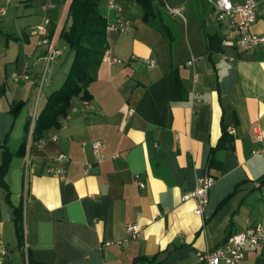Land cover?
Wrapping results in <instances>:
<instances>
[{
  "label": "crops",
  "instance_id": "0c3cea01",
  "mask_svg": "<svg viewBox=\"0 0 264 264\" xmlns=\"http://www.w3.org/2000/svg\"><path fill=\"white\" fill-rule=\"evenodd\" d=\"M42 1L0 0L1 264H201L198 251L264 224V44L224 45L225 24L205 0H166L185 19L163 0H152L149 19L137 2L116 0L128 31L110 26L114 11L100 0L108 50L122 61L101 59L88 96H73L61 124L45 129L37 145L32 118L73 57L68 50L60 62L59 38L67 43L58 35L66 8L59 0H48L56 28L49 24L47 41L38 42ZM250 30L264 34V0ZM52 44L59 52L46 64ZM191 55L199 56L194 65L186 64ZM23 71L28 79L10 78ZM224 130L230 139L216 147ZM60 153L62 175L50 170L62 164ZM206 174L214 181L195 214L182 195ZM134 222L135 238L106 243ZM241 263L264 264V245L246 248Z\"/></svg>",
  "mask_w": 264,
  "mask_h": 264
},
{
  "label": "built area",
  "instance_id": "2783aa9c",
  "mask_svg": "<svg viewBox=\"0 0 264 264\" xmlns=\"http://www.w3.org/2000/svg\"><path fill=\"white\" fill-rule=\"evenodd\" d=\"M165 7L168 11L180 15L185 19L184 14L181 12L180 6H171L166 0H163ZM211 4L217 11V19L225 24L226 30L222 38V43L229 46H237L240 48L248 49L264 44V34L252 32L250 30L251 24L256 17V10L260 0H205ZM56 4L54 2L44 0L40 4L42 10V17L40 22L35 24L34 31L41 35L38 42H46L47 39L44 36L47 32V26L50 23V11L54 9ZM108 8L112 9L115 14V21L110 24L111 27L118 31H128L131 28L130 20L128 17L122 14V6L116 0H108ZM59 51L55 45H51L48 52L45 55L46 64L50 61L54 54ZM199 56L191 55L186 64L194 65ZM102 59H106L110 62H120L121 58L112 54L106 49L102 55ZM143 63L148 65H154V58H142ZM29 75L23 72H12L10 78L13 80H25ZM196 79V76L194 75ZM43 80V74L40 78V82ZM198 95V94H197ZM34 117L31 121V128L33 125ZM31 131V130H30ZM31 132L29 133V136ZM42 140L37 141V145H41ZM100 144L99 140L92 142L94 148ZM57 160L62 164L55 169H50L62 175L65 169V162L67 156L64 153L58 154ZM31 164L30 160L26 159L25 173L28 171V167ZM214 181L212 175L206 174L199 176L196 180L195 187L182 195V200L192 199L194 206L193 212L195 214H202L207 202L209 189ZM140 224L134 222L126 226L127 234L117 240L107 241L106 243L116 242L118 244H125L128 240L137 236L140 230ZM264 245V224L251 223L244 229L229 233L220 245L213 249H204L198 251V258L201 264H242L243 252L246 248L255 249ZM6 253L3 245H0V264Z\"/></svg>",
  "mask_w": 264,
  "mask_h": 264
},
{
  "label": "trees",
  "instance_id": "16d2710c",
  "mask_svg": "<svg viewBox=\"0 0 264 264\" xmlns=\"http://www.w3.org/2000/svg\"><path fill=\"white\" fill-rule=\"evenodd\" d=\"M100 0H59L66 3L65 13L59 26L58 35L62 37L73 57L71 66L63 83L52 90L45 105L37 113L31 130V140H41L43 131L51 126L58 127L61 119L66 116L73 96L87 97V84L97 75V69L107 46L106 28L108 22L99 9ZM135 1L142 9V17L149 19L152 15V0H121ZM51 24V20L50 23ZM56 28V20L52 21L51 32ZM28 125L26 131L28 132ZM26 136L22 141L19 152L24 153ZM230 139L226 131L216 147H222ZM211 162L212 159H211ZM6 162H4L5 164ZM2 164V167L4 166ZM17 219V230L22 237L20 216Z\"/></svg>",
  "mask_w": 264,
  "mask_h": 264
},
{
  "label": "rangeland",
  "instance_id": "374dc122",
  "mask_svg": "<svg viewBox=\"0 0 264 264\" xmlns=\"http://www.w3.org/2000/svg\"><path fill=\"white\" fill-rule=\"evenodd\" d=\"M67 3V2H66ZM66 3H64V4H62L61 5V7L62 8H64V6L66 7ZM154 3L156 4V5H158V6H161L160 4H159V1L158 0H154ZM171 6H172V4H171ZM64 11V10H63ZM161 12L163 13V14H165V17L167 18V17H169V16H171V15H169V14H167L166 12H165V9H162V7H161ZM183 14L185 13L184 11H181ZM61 44H64V48H62L63 49V54H62V56H60V62H62L65 58H66V51L68 52V50H69V48H68V46L65 44V42L61 39V38H59V41H58V46L60 47L61 46ZM57 47V46H56ZM69 52H70V50H69ZM69 54H71V53H69ZM52 62V61H51Z\"/></svg>",
  "mask_w": 264,
  "mask_h": 264
}]
</instances>
